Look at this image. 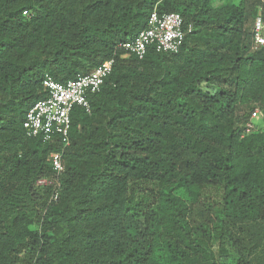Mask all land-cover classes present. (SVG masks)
<instances>
[{
	"label": "trees",
	"instance_id": "1",
	"mask_svg": "<svg viewBox=\"0 0 264 264\" xmlns=\"http://www.w3.org/2000/svg\"><path fill=\"white\" fill-rule=\"evenodd\" d=\"M153 11L182 17L179 51L123 57ZM258 15L264 0H0V264H264ZM111 59L68 146L25 136L46 76Z\"/></svg>",
	"mask_w": 264,
	"mask_h": 264
},
{
	"label": "built area",
	"instance_id": "2",
	"mask_svg": "<svg viewBox=\"0 0 264 264\" xmlns=\"http://www.w3.org/2000/svg\"><path fill=\"white\" fill-rule=\"evenodd\" d=\"M25 14V13H24ZM190 31L188 28L187 32ZM183 20L178 13L159 15L153 11L147 21L146 29L139 32L131 41L119 45L123 57L133 56L144 59L148 48L153 47L157 53L176 54L183 44L185 33ZM253 39L257 46L264 48V20L258 15L253 22ZM114 60H108L95 68L92 73L77 75L74 80L65 84L55 82L49 76L43 81L48 92L46 99L35 103L27 112L22 124L27 138H40L43 142L57 141L64 147L69 145L70 114L74 108L80 107L89 111L88 96L97 93L110 75ZM259 112L251 114L245 133L253 129V122L258 120ZM51 165L56 173L63 169L62 154L53 153L50 156ZM45 180L38 185H46Z\"/></svg>",
	"mask_w": 264,
	"mask_h": 264
},
{
	"label": "rangeland",
	"instance_id": "3",
	"mask_svg": "<svg viewBox=\"0 0 264 264\" xmlns=\"http://www.w3.org/2000/svg\"><path fill=\"white\" fill-rule=\"evenodd\" d=\"M206 193V192H205ZM206 195H207V193H206Z\"/></svg>",
	"mask_w": 264,
	"mask_h": 264
}]
</instances>
